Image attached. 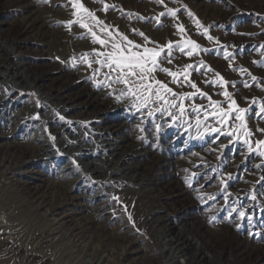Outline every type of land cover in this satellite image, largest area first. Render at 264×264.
<instances>
[{
	"label": "rangeland",
	"instance_id": "rangeland-1",
	"mask_svg": "<svg viewBox=\"0 0 264 264\" xmlns=\"http://www.w3.org/2000/svg\"><path fill=\"white\" fill-rule=\"evenodd\" d=\"M33 2L42 7L44 11L46 10V13L49 12L53 20L51 28L69 32L68 34L78 42L77 45L81 46L79 49L77 45L68 43L58 45L54 51H51L54 59H47L51 64L79 60V55L85 54L86 56L88 53L89 59H83L80 64L74 65L86 75L85 81L99 83L97 84L99 91L108 88L107 86L111 84L113 87L122 85L118 94L128 101L120 108L121 118L124 117L128 125L123 131L127 134L134 132L138 137L142 136L145 144L152 146L153 153L159 152L161 155L172 158L168 170L164 168L161 176L164 181L177 178L181 188L187 191L190 206L184 208L185 217L192 218L191 223L199 221L208 229H221L230 225L236 235L243 239L247 238L250 244L264 242V155H261L264 147L258 148L256 143L264 140V133L258 131V129H264V112H261V107L264 106V0H163V3L159 0H80L95 17L103 22L102 25H98L87 13L74 14L77 10L72 7L71 0H33ZM16 5L15 0H0V7L3 9L0 15V21L3 20V24H0V34L2 28L4 30L8 23H13L16 19L22 21L28 15L25 9H20ZM168 9H176V16L168 14ZM68 21H73V23L69 25ZM81 22L87 24L92 32H95L106 43L94 42L91 32L80 26ZM179 25H183L184 32L179 30ZM205 29L208 30V35L214 37L213 40H208L203 34ZM108 32L112 33L111 37ZM141 32L144 33V37L148 38L147 42L139 35ZM120 34L142 45L141 48L133 49V51L142 52L144 46L156 47L158 50L164 47V52L158 57V63L162 68L177 72L176 80L171 75L157 69L152 73V79L145 81V83H151L154 90L159 89L163 99L152 95V99L145 106L142 101L134 100L131 95H121L122 91L126 90V86L116 82L117 73L109 70L106 66V57L102 55L113 51V42H121ZM29 35L40 38L42 34L35 29ZM187 40L196 41L200 48L191 49L185 44ZM169 42L172 43L170 52L166 47ZM28 47L39 53H45L46 50L50 52L48 46L41 44H29ZM122 47L131 46L123 43ZM182 48L184 51H181ZM204 49L211 51H204ZM189 51L193 53L191 56L186 54ZM226 52L230 54L228 58L225 57ZM23 58L26 59V55ZM27 58L34 60V57L28 56ZM98 61H105V66L101 68ZM201 61L204 63L201 64ZM187 65L191 67H186ZM209 68L211 71L208 70ZM216 73H219L228 83H213L219 80ZM155 80L167 85L172 92H166L160 88L155 84ZM192 84L196 87L193 88ZM245 84L249 86L245 87ZM225 91L232 94V99L239 107L247 110L245 123L248 130L252 132L251 136L244 135V130L239 127L240 122L235 120L234 113L223 123L220 122L219 111L220 109L227 110L229 104L222 94ZM17 92L24 97H31L32 102H35L36 106H34L40 110L42 99L37 96L35 88L21 87ZM200 93L207 95L203 96ZM209 98L211 101L219 102L218 105L211 104ZM181 104L183 111L180 108ZM214 112L216 114H213ZM44 117L40 116L44 125H47ZM76 120L83 119L77 118ZM75 126L77 127L72 132L76 130L81 134L86 147L90 141H94L93 136L84 126L80 127L76 124ZM24 128L20 129L17 134L19 136H16L21 144L29 141ZM48 138L52 140L54 136L49 135ZM10 140L11 138L7 137L3 139V142ZM245 140L248 141L247 144ZM153 142L154 144H151ZM52 149L58 151L57 155H63V150H59L56 146ZM96 156L100 160V154ZM67 159L69 158L64 157L57 163L53 162L54 166L42 163V166L26 167L24 170L31 173H21L17 177H21L20 179L26 180L28 185L33 186L40 183L33 171L39 170L42 174H46L45 176L57 184L52 189V193L56 192L51 193L50 198L48 197L49 203L60 204L61 201L66 203L58 210L59 215L78 211L77 214H71L65 228L69 231L75 228L81 220L79 223L85 226L83 225L80 239L91 240V245L95 248L103 243L109 245L110 248H114L115 256H120L123 246L128 244L127 240L135 238V235L138 237L143 235L133 217L134 213H129V206L119 200L117 208H120L121 213L119 212L118 216H113L108 220L104 218L109 216L108 213L100 215L97 214L96 208L91 210L93 206L103 202L106 196L111 197L107 199L111 201L110 203L118 199L116 188L112 189L111 185L109 186V183L116 184V182L109 181L105 184L106 181L102 182V178L90 180L93 183L92 193L94 190H102V187H106L105 190L109 195L103 193L90 201L86 197L76 198V202L82 203L81 206L68 203L71 201L70 196L77 195L75 197H78L81 194L87 196V193H83L81 182L77 186L72 185L69 192H65L63 186L67 182L62 176L61 178L58 176V168ZM135 161L138 159L136 158ZM84 162V160L79 162V165L77 163L78 169L82 172H84ZM54 195L57 196L55 199ZM110 207L108 206L111 210ZM117 208L114 207V210H111L113 215L118 212ZM241 211L246 214L244 218L239 215ZM165 212L169 211H162V213ZM90 214L93 218L87 219L88 222L84 221ZM184 214L172 215V223L177 231L181 227L180 223L183 222V220L179 222L180 216ZM4 221L5 218L1 216L0 222ZM125 224L133 228L132 233L123 232L128 228H125ZM144 237L146 239V235ZM134 246L133 249L137 247L140 251L122 255L123 257L118 259L119 264H152L150 261L145 263L144 260L150 254L149 244L142 246L137 243ZM130 247L131 245L128 248ZM188 250L192 251V248ZM3 251L0 250V253ZM113 256V254L108 255L109 258ZM49 260L53 261V259ZM154 260L158 261L157 257H154ZM254 264L264 263L255 260Z\"/></svg>",
	"mask_w": 264,
	"mask_h": 264
},
{
	"label": "bare ground",
	"instance_id": "bare-ground-1",
	"mask_svg": "<svg viewBox=\"0 0 264 264\" xmlns=\"http://www.w3.org/2000/svg\"><path fill=\"white\" fill-rule=\"evenodd\" d=\"M15 2L28 15L22 21L16 19L8 23L0 34V217L5 218L3 223L0 222V250H4L0 253V264H119L118 259L126 253L140 251L137 247L133 249L137 243L142 246L149 244L150 254L144 258L145 263L254 264L255 260L264 263V242L250 244L247 238L236 235L230 225L208 229L199 221L191 223L192 218L185 217L184 208L190 206L187 191L181 188L177 178L164 181L161 176L164 168L168 170L172 158L159 152L153 153L152 146L146 145L142 136L123 131L128 125L126 119L121 118L120 108L128 101L118 94L122 85L113 87L111 84L99 91V83L85 81L86 75L74 65L87 59L88 53L86 56L78 54L79 60L51 64L49 60L54 59L51 51L58 45L68 43L75 46L78 42L69 32L51 28L53 20L49 12L46 13L33 0ZM2 12L0 7V15ZM0 24H3L2 19ZM35 29L42 34L40 38L29 35ZM29 44L48 46L50 52L39 53L28 47ZM28 56L34 57V60H29ZM21 87L37 90V96L42 99L40 110H37L31 97L17 92ZM66 114L68 116H61ZM39 115L45 116L46 126ZM77 118L83 120L77 121ZM74 123L84 126L93 136L94 141H90L87 147L81 134L76 130L72 132L77 127ZM23 127L29 139L25 144L16 139ZM49 135L54 138L50 140ZM7 137L11 140L3 142ZM54 146L63 150L62 156L52 149ZM97 154H100V160ZM64 157L69 159L58 168V176L67 182L63 186L65 192L81 182L83 193H87V196H70L68 203L81 206L76 198L86 197L90 201L103 193L109 195L106 187L92 193L91 181L102 178L105 184L116 182L109 183V186L116 188L118 199L110 203L107 199L111 197L106 196L91 210L96 208L100 215L108 213L109 216L104 217L108 220L118 216L121 210L117 205L123 201L129 206V213H134L143 235L127 240L128 244L123 246L120 256H115L114 248L109 245L103 243L95 248L91 240L80 239L84 225L79 223L81 220L75 228L69 231L65 228L71 214L78 211L59 215L58 210L66 203H49L48 197L57 184L46 174L33 171L40 181L33 186L18 178V174L31 173L24 170L26 167L42 166V163L54 166L53 162L57 163ZM136 158L138 161H135ZM82 159L85 161L84 172L77 167ZM108 206L111 210L117 208L118 212L113 215ZM178 213L184 215L180 216L179 222H183L177 231L172 215ZM91 214L88 218L84 217V221L91 220ZM126 227L128 225L125 224ZM123 232L132 233L133 228L130 226ZM190 247L192 251L188 250ZM108 253L114 256L109 258Z\"/></svg>",
	"mask_w": 264,
	"mask_h": 264
},
{
	"label": "snow or ice",
	"instance_id": "snow-or-ice-1",
	"mask_svg": "<svg viewBox=\"0 0 264 264\" xmlns=\"http://www.w3.org/2000/svg\"><path fill=\"white\" fill-rule=\"evenodd\" d=\"M72 7L77 10L74 14H79L80 12L87 13L89 17H91L93 20L96 21L98 25H102L103 22L100 21L95 15L84 6L83 3L80 2V0H71ZM160 3H163V0H159ZM105 10H107V6H105ZM168 14L172 16H176V9H168ZM163 15V13H161ZM191 15V13H190ZM69 25L73 23V21L67 22ZM81 27L87 28L89 32H91L93 36L94 42H99L100 44H105L106 41L103 39H100L95 32H92V29L89 28V26L85 23L81 22ZM197 26L199 27V22L197 21ZM179 30L181 32H184L183 25H179ZM104 29L102 28V31ZM204 35L207 36L208 40H213L214 37L211 35H208V30H204ZM109 37L112 36L111 32H108ZM121 35V42L112 43L113 51L109 53H104L102 55H105L106 57V66L109 68L110 71H115L117 73L116 82L123 83L126 86V90L122 91L121 95H131L134 100H140L143 102V104L146 106L148 101L152 99V95L157 96L159 99H163V97L160 96L159 89H153V86L151 83H145L146 80L152 79V73L155 72L157 69L159 71H162L168 75H171L174 80H176L178 73L171 71L169 68H162L160 67L158 63V57L161 56V53L164 52V47H161L159 50L156 47H143V51H133V49H139L142 47L140 44L134 43L132 40H129L127 36ZM140 36L144 37V33H139ZM145 41L147 42L148 38L144 37ZM126 43L127 45H130L131 47L123 48L122 44ZM218 43V41H217ZM185 44L188 45L191 49L196 50L200 48V45L196 43V41L193 40H187L185 41ZM168 51L170 52L172 43L169 42L166 46ZM181 51H184L182 48ZM204 51H211L210 49H204ZM187 55L191 56L193 53L191 51L186 53ZM97 55H101V53H97ZM230 54L225 53V57L228 58ZM171 61L169 60V63ZM101 68L105 66V61H98ZM204 62L201 61V64ZM90 66V65H89ZM186 67H191V65H187ZM211 71V68L208 69ZM98 71V70H97ZM216 76L219 77L218 81H213V83H222L227 84V81L223 80V77L219 75V73H216ZM107 78V77H106ZM255 79V77H253ZM155 84L159 85L160 88L164 89L166 92H172V89L168 88L167 85L163 84L159 80L154 81ZM234 83V82H232ZM249 85L245 84V87H248ZM192 87L195 88L196 85L192 84ZM147 93V95H145ZM203 96H206V93H200ZM227 100L229 101L227 110L220 109L219 116H220V122L223 123L225 120L229 118L231 114H235V120L240 122L239 127L244 130L245 136H251L252 132L248 130L246 123H245V114L246 109L239 107L234 99H232V94L225 91L222 93ZM175 95V94H173ZM186 96L188 94H185ZM211 104H217L219 102L211 101L209 98ZM199 107V106H197ZM181 111H183V105H180ZM261 112H264V106L261 107ZM213 114H216L215 112ZM175 119V117H173ZM197 123H199V120H197ZM213 131H216V129H213ZM261 133H264V129H258ZM245 143L247 144L248 141L245 140ZM259 147H264V140H259L256 142ZM249 151H251V147H249ZM261 155H264V152H261ZM231 215V214H230ZM240 217H245V212L241 211L239 213ZM131 219V217H130Z\"/></svg>",
	"mask_w": 264,
	"mask_h": 264
}]
</instances>
